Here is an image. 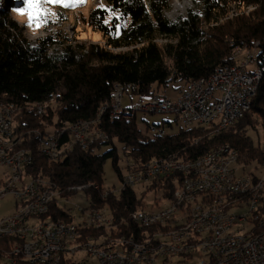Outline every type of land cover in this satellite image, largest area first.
<instances>
[{"label": "trees", "instance_id": "obj_1", "mask_svg": "<svg viewBox=\"0 0 264 264\" xmlns=\"http://www.w3.org/2000/svg\"><path fill=\"white\" fill-rule=\"evenodd\" d=\"M250 6V11L241 10ZM170 7L171 0H105L84 22L105 36L107 46L79 41L61 29L32 44L11 15L13 4L0 0V101L21 110L16 116L24 138L20 146L34 156L27 174L51 179L69 198L82 191L88 205L112 215L117 231L127 235L141 231L130 214L144 208V195L160 190L169 197L178 182L169 178L152 181L142 187V197L137 186L104 199L93 186L103 187L109 159L123 179L115 140L122 144L130 171L170 154L194 159L225 143L237 150L242 172L260 173L264 165L263 84L244 116L219 133H212L208 125L185 127L178 122L177 131L154 137L137 127L136 118L127 120L105 112L99 126L109 133L108 143H92L88 149L74 145L64 159L54 162L35 146L30 129L45 132L48 122L57 133L77 120L95 119L101 106L112 100L116 83L130 84L125 93L136 101L161 94L175 83L180 84L172 89L181 94L192 80L209 79L218 68L236 64L239 48L255 49L257 65H264V0H198L197 8L189 9L178 21L167 17ZM55 47L59 49L51 53ZM51 97L56 108L51 105L37 113L34 104ZM70 140L68 131L60 137L61 142ZM107 145L111 148L103 150ZM261 207L264 211V195ZM66 208L54 202L43 218L75 221ZM85 233L100 232L82 230ZM20 242L18 237H0V264L5 262L4 252Z\"/></svg>", "mask_w": 264, "mask_h": 264}, {"label": "built area", "instance_id": "obj_2", "mask_svg": "<svg viewBox=\"0 0 264 264\" xmlns=\"http://www.w3.org/2000/svg\"><path fill=\"white\" fill-rule=\"evenodd\" d=\"M256 55L248 54L247 51L242 65H226L222 72L214 75L213 86H206V79L192 80L189 84H196V92H189L188 85L176 98L155 94L151 98H148V101H132V105L128 107V105L123 103V98L126 89H129L131 86L126 85V88H119V83H116L112 92V100L114 101L112 105L113 110L117 115L133 119L139 118L141 124L146 125L145 133L149 131L148 134L154 137L167 133L166 126L146 122V116L149 114L172 113L178 121V114L181 110H190L188 121H178L181 125L190 127L197 122H213V117H220V125H213V128H219L224 123L241 119L243 117L241 104H249L251 99L256 95L257 77H260V70H264V65H257ZM251 63L256 67L250 68L249 64ZM117 109L120 112H117ZM0 117H3V112H0ZM8 121L9 123L12 122L11 119H8ZM169 123L172 124L171 122ZM7 129L2 127L0 129V132H3V139L8 138ZM90 129L76 128L75 130L66 131L69 132L71 139H73V146L79 145L88 149L94 140L99 137H90ZM3 139H0V153L6 149V146H3ZM59 141L54 140V136H43L42 138V143L52 142L57 145ZM68 151L59 154L66 157ZM26 159H28V155L23 158L0 160V167L4 170L3 174L6 175V188L2 190L3 196L9 195V193L22 192V201L15 203V208L13 209L15 220L6 221V219H3V223H0V229H3V232L19 230L20 233H23L24 237L29 238L27 250H31V247L35 244H44V251L40 254H35V257L46 255L57 256V264H144V261L151 259L146 257V250L149 247H159V253H166L167 259L169 252L175 251L177 248H186V243H193V250H188V254L191 257L200 256V264H264V235L255 236L251 242H245L244 246H236L235 232L231 231L235 227L234 218L230 222H227L225 228L221 229L219 233V235H225V242H217V236L213 239H203L200 242H189L182 240V237H178L175 247L166 248L164 241L138 239L137 235H129L122 248L109 249V247H104V245L95 244L89 246L87 251L66 253V244H68V240L74 238L75 229H93V222L98 221V219H104V217L94 214V209L91 205L83 206L78 203H64L66 198H62L61 192H59V200H52V191L55 190L51 189L50 181H42L38 177L33 176V191H25V185H19L17 169L20 165H26ZM212 159H217L215 173L209 179L196 183V190L193 191L192 195H183V202L179 206L181 207L180 217H169L168 210L163 214L162 218L156 220L133 216L131 220L140 229L149 223H157V226H164L166 229L183 228L185 230L184 221L186 220H193L195 229L199 225H205V219L218 218L209 214L199 215L197 213V206L205 202H213L215 195L232 196V189H235L239 184L250 183L253 179V174L252 172H242V179H239V182H230V175H234L235 168H241L238 157L232 161H223V153L220 152ZM191 164L188 166H191ZM186 167L163 166L151 172H143L139 168L126 173L121 181V186L117 189L113 188V192L117 193L128 187L137 185L143 186L146 183L163 178L170 179L171 174H180V179H185L183 177V170ZM262 176L264 184V171ZM218 181H225L227 184H230V191H216V183ZM96 189L99 192H103L104 199L109 195L104 193L103 187ZM25 195H33V202L35 198H49V206L46 210L52 208L54 202L65 204L67 207L66 211L75 217L74 229L71 232H64L61 227H58L56 223H51V221H49V227L44 228H32L31 221H27V227H19V220H25V217H20V208L31 207V210H34L33 203L31 205H23V197ZM263 195L264 192H261L258 202L262 201ZM164 198L166 197L163 194L161 197H157L156 204L162 203L161 199L164 200ZM248 198H250V195L246 197V199ZM62 201L63 203H61ZM245 211H248V209L241 211L234 217L243 218ZM38 212L40 211L35 210V215ZM226 237H235V244H226ZM134 241L144 243V260H135L133 257L125 255V247H132L133 250ZM175 264H182V262H176Z\"/></svg>", "mask_w": 264, "mask_h": 264}, {"label": "bare ground", "instance_id": "obj_3", "mask_svg": "<svg viewBox=\"0 0 264 264\" xmlns=\"http://www.w3.org/2000/svg\"><path fill=\"white\" fill-rule=\"evenodd\" d=\"M182 0H175L174 9L178 10L183 7ZM173 18V17H171ZM246 50L247 54H256V50H251L247 47L241 48ZM235 65H242L235 64ZM226 66V65H225ZM218 68L216 72L209 78L206 79V86H213L214 75L219 74L224 70V67ZM205 78H199L195 80H203ZM264 85V70H260V77H257L256 93L259 86ZM127 86H131L128 84ZM134 86V85H132ZM119 88H126V85L119 83ZM189 92H196V84H189ZM54 98L51 97L48 100L35 103V108L37 113H44L42 111H47L51 107V101ZM141 101H148V99H143ZM250 108L249 104H241V113L243 116L245 112ZM0 112H3V117H0V129H7V139H3V132H0V139H3V146L6 149L0 153V160H11L12 158H23L28 155L26 159V165H20L17 169V176H19V185H25V191H33V176L28 175L26 168L33 164L34 156L32 155L30 149L21 147V137L17 134L16 127L14 126L17 112V105L10 102L0 101ZM42 112V113H41ZM190 117V110H181L178 114V121H188ZM8 119L12 122L9 123ZM238 120H232L231 122L224 123L223 126L219 128H213V125H220V117H213V122L200 121L195 125H209L212 126V133L220 132L226 129L228 126L233 125ZM99 122V118L96 120H77L76 122L70 124L68 128L60 130L57 133L41 132L38 129H34L31 133H35L37 138V145L43 151V154L51 162L60 161L65 157L62 156L70 148L73 147V139L69 142L59 141L57 145L52 142L42 143V138L53 137L54 140H60V137L66 130H75L76 128H91L90 137H103L102 142H110V135L101 131L96 125ZM145 132V131H144ZM167 134V133H165ZM164 134V135H165ZM162 136V135H160ZM111 146V145H107ZM83 149H87L82 147ZM53 152V153H51ZM223 153V161H232L234 158L239 157L237 150L229 143L222 144L207 153L194 158V159H182L175 154H170L167 157L154 158L141 167L143 172H151L156 168L161 167H185L183 170V177L185 179H180V174H171L170 179L178 182V185L169 197L164 198L163 202L156 204L151 208H139L131 212L130 218L133 217H145L148 220H156L162 218L163 214L169 210V217H180L181 207H179L183 202V195H192L193 191L196 190V183H200L206 179H209L214 173L217 167V159L215 156L218 153ZM193 161H197L194 162ZM206 161V163H205ZM193 163V164H191ZM191 164V166H188ZM0 169H2L0 167ZM263 171L264 165L260 173H252L253 179L250 183L239 184L235 189H232V196L215 195L213 197V202H205L202 205L197 206V213L199 215H214L218 217L216 219H205V225H199L194 229V221L186 220L184 221L183 228H167L164 226H157V223H149L141 228L138 232V239H156V241H164V246L166 248H173L177 244V238L182 237V240H187L189 242H200L203 239H213L217 236V242H225V235H219L221 229L225 228L227 222H230L234 218V224L247 222L251 225L259 227L260 232L254 234L253 236H246L241 233L235 232L236 236V246H244L245 242H251L255 236L264 235V211L261 207V201L258 202L261 192H264L263 184ZM38 179L42 181H50L52 191V200H59L60 189L56 182L51 179L39 177ZM242 179L241 168H235L234 175H230V182H239ZM0 199L5 198L3 196L2 190L6 188V175L0 179ZM94 188H100L98 184L93 186ZM216 191H230V184L225 181H218L216 183ZM103 197V192H100ZM105 194L113 193V189H104ZM15 203H20L22 201V192L9 193ZM7 195V196H9ZM250 195V198L246 199ZM62 198L71 199L67 196ZM33 203V209L31 207L20 208V217H25V220H19V227H27V221H31L32 228H44L49 227V221L51 223H56L58 227L62 228L64 232H71L74 229V221H66L64 219H52L48 217L44 219V215L48 214L51 208L49 206V198H35L33 202V195H25L23 197V205H31ZM75 203V202H70ZM94 214L99 217H104V219H98V221L93 222V229L95 232H100L96 235H89L85 233L82 234V230H89V228L75 229L74 238L68 240L66 244V253H75L77 251H87L89 246L92 245H104V247H109V249L122 248L125 244L126 238L129 236L125 233L117 231L116 220L110 214L103 213L102 210L93 206ZM245 211V216L234 217L236 214L243 210ZM35 210L40 211L35 215ZM239 210V211H238ZM3 219L6 221L15 220V212H10L0 218V223H3ZM18 237L22 239V242L16 243L11 248L4 252V261L6 264H17L18 261H22L23 264H57V256L46 255L42 257H35V254H40L44 251V244H35L31 247V250H27L29 246V238L24 237L23 233L19 230H9L3 232L0 229V237ZM226 244H235V237H226ZM188 250H193V243H186V248H177L175 251L169 252L166 259V253H159V247H149L146 250V257L151 258L149 261H144V264H175L176 262H182V264H200V258L195 259L196 256H190ZM125 255L133 257L135 260H144V243L141 241L133 242L132 247H125Z\"/></svg>", "mask_w": 264, "mask_h": 264}, {"label": "rangeland", "instance_id": "obj_4", "mask_svg": "<svg viewBox=\"0 0 264 264\" xmlns=\"http://www.w3.org/2000/svg\"><path fill=\"white\" fill-rule=\"evenodd\" d=\"M104 1L105 0H10V2L14 6V8L11 10V15L19 23V25L23 27L24 34L26 35L28 40L31 41L32 44H37L38 40L46 37V35L49 32L57 33L59 29H61L62 31H66L70 35V37L77 38L79 41H82V42L85 41L87 43L94 42V43H99L100 45H103V46H107L105 36L101 32L96 31L92 26L84 22L89 12L92 9L96 8L97 6L103 5ZM174 2L175 0H171V7L166 12V15L171 20L178 21L180 18H183L186 16L189 9L197 8L196 6L198 3V0H182V4H184V6L180 7L178 10L174 9ZM252 9H253L252 6H250L247 8L242 7L241 10L250 11ZM159 41H162V40H159ZM57 49L59 48L58 47L51 48L50 52L54 53ZM245 51L246 50H243L241 48H239L236 51V59L238 61L236 62V64H241L245 60V56H246ZM249 67L255 68L256 66L251 63L249 64ZM179 84L180 83H175V84H172V86L174 88H177ZM172 86H170L166 91L162 93L166 94L169 98H176L180 95V93L178 94V90L176 91L173 90ZM162 93L161 95H164ZM129 100L130 99H129L128 94L125 93V96L123 98V103L125 105H128V107L132 105L131 103L133 101V100H130V101ZM113 102L114 101L111 100L110 103L103 104L98 112L97 117L95 119H92V120H96L99 118V122L96 125V127H98L99 129H101L99 124L101 122L102 115L105 112H109L111 116H114V117H120V118H124L127 120H133V118H128L122 115L115 114L113 107H112ZM51 104L53 105L52 107L56 108L55 99L51 101ZM20 111L21 110H17L16 115H14V118H16L17 113H19ZM116 111L120 112L119 109H117ZM136 119L138 120L137 127L140 130L145 131L146 125L141 124V121L139 118H136ZM146 122L151 123V124H157V125L160 124L162 126H166L167 133L175 132L180 127V124L176 120V116L172 113L149 114L146 116ZM167 122H171L173 127L169 125ZM51 124L53 123L47 122V128L45 132H50V133L55 132V128H54L55 126ZM14 126L16 127L17 134L20 135L22 139L21 142H22L24 138H22L23 135H21V131L17 127L18 126L17 120H15ZM69 126H66L65 128H68ZM209 127H211L213 131L212 126H209ZM34 129H38L44 133V131H42L40 128H32L29 130V132L31 133V131ZM101 131H104V130L101 129ZM147 132L149 133V131ZM27 134L30 135L28 132ZM106 134L109 135V133H106ZM34 136H35V140H34L35 146L38 147L37 138H36L35 133H34ZM102 139L103 137H98L97 139L94 140L93 143H96V142L102 143ZM115 145L118 149V155H119L118 167H119L120 172L123 174V176L126 173L137 170V169H134L130 171L127 168V162H126L127 159L123 152L122 144H120L117 140H115ZM110 148L111 146H104L103 150L104 149L108 150ZM3 172L4 170L0 169V179L3 178V175H4ZM164 179L166 178H163L157 181H163ZM148 184L149 183H146L143 186L137 185L139 196L142 195L140 193L143 190L142 187ZM120 186H121V180L118 176V172L113 165V160L109 159L106 162L105 168H104L103 188L104 189H113V188L117 189ZM137 186H134V187H137ZM161 196H162V192L160 190H156V191L154 190V191L147 192L144 195V200H143L144 205H145L144 208H147V209L151 208L153 205L156 204L157 197H161ZM161 201H163V199H161ZM67 202H75L83 206L88 205V201L86 200L85 194L82 191L78 192L77 195L71 197V199H68V200L66 199L64 203H67ZM61 203H63V201ZM14 208H15V200L11 195L0 199V218L12 212ZM260 230L261 229L259 227L251 225L247 222L236 223L235 227L231 229L232 232H238L246 236H253L254 234L260 232ZM197 258H200V256L197 255L195 259ZM3 262H4V259H3Z\"/></svg>", "mask_w": 264, "mask_h": 264}, {"label": "crops", "instance_id": "obj_5", "mask_svg": "<svg viewBox=\"0 0 264 264\" xmlns=\"http://www.w3.org/2000/svg\"><path fill=\"white\" fill-rule=\"evenodd\" d=\"M132 100V99H131ZM130 101V100H129Z\"/></svg>", "mask_w": 264, "mask_h": 264}]
</instances>
